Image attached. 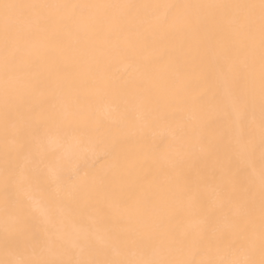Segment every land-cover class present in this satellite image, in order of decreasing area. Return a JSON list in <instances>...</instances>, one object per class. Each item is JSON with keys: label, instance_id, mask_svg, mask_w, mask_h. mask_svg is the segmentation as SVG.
<instances>
[{"label": "snow or ice", "instance_id": "6c2138e0", "mask_svg": "<svg viewBox=\"0 0 264 264\" xmlns=\"http://www.w3.org/2000/svg\"><path fill=\"white\" fill-rule=\"evenodd\" d=\"M0 264H264V0H0Z\"/></svg>", "mask_w": 264, "mask_h": 264}, {"label": "bare ground", "instance_id": "6f19581e", "mask_svg": "<svg viewBox=\"0 0 264 264\" xmlns=\"http://www.w3.org/2000/svg\"><path fill=\"white\" fill-rule=\"evenodd\" d=\"M92 163V161H89V164H91Z\"/></svg>", "mask_w": 264, "mask_h": 264}]
</instances>
